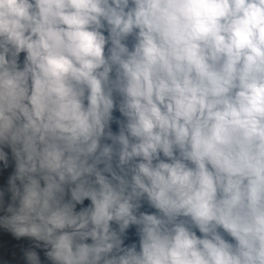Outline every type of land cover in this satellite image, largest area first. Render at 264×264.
<instances>
[{"label": "clouds", "instance_id": "9594fccd", "mask_svg": "<svg viewBox=\"0 0 264 264\" xmlns=\"http://www.w3.org/2000/svg\"><path fill=\"white\" fill-rule=\"evenodd\" d=\"M4 146L51 264H264V0H0Z\"/></svg>", "mask_w": 264, "mask_h": 264}, {"label": "water", "instance_id": "95a60500", "mask_svg": "<svg viewBox=\"0 0 264 264\" xmlns=\"http://www.w3.org/2000/svg\"><path fill=\"white\" fill-rule=\"evenodd\" d=\"M24 59V54L20 55V63L22 66ZM113 115L117 118L120 117V113L115 111ZM112 130L115 132L118 130V126L113 123ZM3 150L7 154V164L4 161H0V193H3L0 197V217L7 215L6 208L12 203L11 193L9 189V179L15 172V160L12 155L11 149L7 146L3 147ZM68 197L66 196V199ZM90 204V201L85 200L83 205H77V211L81 207H87ZM141 211L154 212L155 210L150 208L146 203H144ZM199 235V233H197ZM125 245L132 243L138 244V236L136 234V229L134 226L130 227L127 230L125 239ZM28 251H35L40 258V264H51V261L48 260L46 256L47 249L44 248L43 242H37L29 237H19L17 238L5 228L3 225H0V264H28L25 254Z\"/></svg>", "mask_w": 264, "mask_h": 264}]
</instances>
